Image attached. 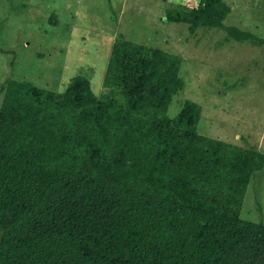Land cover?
<instances>
[{
	"label": "trees",
	"instance_id": "1",
	"mask_svg": "<svg viewBox=\"0 0 264 264\" xmlns=\"http://www.w3.org/2000/svg\"><path fill=\"white\" fill-rule=\"evenodd\" d=\"M167 8L176 22L220 27L223 0ZM182 57L119 38L98 97L85 76L61 92L11 79L0 110V264H264V223L240 217L264 153L199 134ZM106 79V82L108 83Z\"/></svg>",
	"mask_w": 264,
	"mask_h": 264
},
{
	"label": "rangeland",
	"instance_id": "2",
	"mask_svg": "<svg viewBox=\"0 0 264 264\" xmlns=\"http://www.w3.org/2000/svg\"><path fill=\"white\" fill-rule=\"evenodd\" d=\"M185 1L0 0V110L11 79L61 92L81 75L98 97L122 100L107 77L113 46L125 38L181 55L184 86L170 117L192 100L201 107L199 134L264 153V0H223V22L262 43L167 18ZM240 217L264 223V168L252 173Z\"/></svg>",
	"mask_w": 264,
	"mask_h": 264
}]
</instances>
